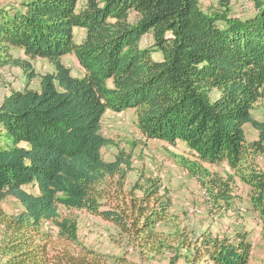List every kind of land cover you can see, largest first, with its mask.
Segmentation results:
<instances>
[{
    "label": "trees",
    "instance_id": "16d2710c",
    "mask_svg": "<svg viewBox=\"0 0 264 264\" xmlns=\"http://www.w3.org/2000/svg\"><path fill=\"white\" fill-rule=\"evenodd\" d=\"M249 1L248 18L232 14L229 0L208 9L200 0H87L82 7L79 0H22L0 9V72L20 68L28 79L0 103V264H133L83 245L73 211L111 223L115 241L142 255L170 249L186 264H249L244 235L237 244L191 241L178 229H158L173 220L167 190L143 175L129 187L131 154L106 161L103 150L114 142L101 134L107 111L136 109L146 140L185 143L180 163L214 208L233 205L238 179L263 217L264 122L253 111L264 104V0ZM75 29L85 31L80 42ZM148 34L153 49L141 46ZM69 54L79 77L62 62ZM35 59L54 71L37 74ZM34 79L38 89L29 87ZM247 125L257 140L248 141ZM222 164L229 168L223 176L207 167ZM10 197L20 213L3 210Z\"/></svg>",
    "mask_w": 264,
    "mask_h": 264
},
{
    "label": "rangeland",
    "instance_id": "374dc122",
    "mask_svg": "<svg viewBox=\"0 0 264 264\" xmlns=\"http://www.w3.org/2000/svg\"><path fill=\"white\" fill-rule=\"evenodd\" d=\"M22 0H0V9ZM204 8L219 6L223 0H200ZM87 0H79V7ZM232 14L243 18L251 17L254 13L249 0H229ZM85 37V31L75 29L74 41L80 42ZM141 46L153 49L152 34L142 38ZM16 58L26 59L21 50H14ZM156 61L162 59L159 52L153 53ZM63 64L71 69L74 76H81L83 71L74 54L62 58ZM32 66L37 74L52 73L54 66L45 59L32 60ZM28 79L26 74L15 67H6L0 72V103L11 90L22 91L26 88ZM30 89L39 88V80L30 81ZM216 96V94H214ZM254 118L264 122V104H259L253 111ZM260 120V121H262ZM137 110L130 108L121 112L107 111L101 122V134L113 140L114 144L104 148L103 157L106 161H113L119 151L124 150L132 156V170L128 174L127 184L132 187L140 175L161 181L163 187L171 197L172 223L162 224L158 229L172 233L177 229L184 232L186 238L195 241L201 237L219 238L237 244L239 235H244L252 244V254L249 264H264V216L254 211L248 198V188L240 180L234 185L233 205L222 211L213 207L208 200L204 188L197 178L190 175L180 163V157L189 153L185 143L170 146L161 141L146 140L137 128ZM264 158V156L260 157ZM264 160V159H263ZM261 170L264 172V163ZM212 172L225 175L229 171L226 164L208 166ZM30 189V187L28 188ZM3 210L9 215L21 212L22 206L15 198H7L2 203ZM64 213L65 211L62 210ZM67 213V212H65ZM78 220V237L87 248L93 249L111 260L122 255L133 264H186L182 257L175 260L176 253L163 250L159 254H144L128 246L125 241L117 243L116 228L109 222L102 220L86 211H73ZM3 230L0 226V246Z\"/></svg>",
    "mask_w": 264,
    "mask_h": 264
},
{
    "label": "crops",
    "instance_id": "0c3cea01",
    "mask_svg": "<svg viewBox=\"0 0 264 264\" xmlns=\"http://www.w3.org/2000/svg\"><path fill=\"white\" fill-rule=\"evenodd\" d=\"M246 136H247L248 141H255L258 139V132L251 125H247L246 126ZM263 159L259 158V165H262V163H264Z\"/></svg>",
    "mask_w": 264,
    "mask_h": 264
}]
</instances>
